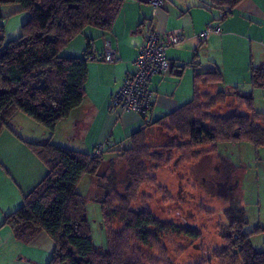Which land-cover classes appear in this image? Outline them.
Segmentation results:
<instances>
[{"label":"trees","instance_id":"1","mask_svg":"<svg viewBox=\"0 0 264 264\" xmlns=\"http://www.w3.org/2000/svg\"><path fill=\"white\" fill-rule=\"evenodd\" d=\"M124 1L0 0V8L15 4L19 11L28 14L19 37L5 42L4 15L0 11V133L10 128L14 114L21 112L44 126L51 136L56 125L82 104L87 64L95 56L89 50L91 43L81 57H64L61 51L86 27L109 31ZM241 1L208 0L201 5L217 12L210 21L219 26ZM223 80L222 71L216 66L195 68L191 100L154 121H147L116 145L125 168L124 192L117 190L112 175L100 177L98 171L103 157L94 158L91 150L70 149L50 139L25 141L45 164L47 172L23 195L22 205L5 216L3 224L10 226L17 238L25 240L38 232L46 233L54 245L47 264H143L131 252V245L138 246L141 252V248L149 251L161 246L159 237L169 231L200 238L198 231L162 222L148 210H129L123 203H127V196L137 195L147 174L143 162L149 156L144 147L146 127L165 126L180 138H188L193 146L212 143L215 150L222 142H243L255 149L264 147V112L256 109L253 93H242V86L215 93L207 89ZM248 83L253 89H264V64L250 65ZM230 96L235 109L222 117H211L208 111L218 103L227 102ZM106 145L103 142L104 153L113 147ZM218 153V160L225 167L230 166ZM85 175L97 177L101 184L106 181L103 187L106 195L98 200L106 248L94 245L86 199L77 192ZM225 215L230 225L223 233L228 242L223 253L231 258L232 264H264V248L255 249L252 244L253 235L264 233V226L246 230V212L236 201L229 203ZM115 219L123 223V228L107 229ZM126 231H130L129 236L125 235Z\"/></svg>","mask_w":264,"mask_h":264},{"label":"crops","instance_id":"2","mask_svg":"<svg viewBox=\"0 0 264 264\" xmlns=\"http://www.w3.org/2000/svg\"><path fill=\"white\" fill-rule=\"evenodd\" d=\"M203 1L208 0H164L163 6L153 11L149 0H125L109 31L86 27L65 46L62 56L81 57L90 41L89 50L99 56L104 52L105 39L110 38L117 57L114 62L88 61L82 104L69 114L75 115L74 130L79 138L75 150L89 152L99 142L116 148L147 121H154L191 100L195 68L216 66L223 70L224 77L229 74L227 87L242 86L247 93H253L256 109L264 112V89L260 88L261 93L256 95V89L248 83L250 65L264 64V0H242L231 16L221 21V32L211 33L206 41L200 42L198 33L217 14L202 7ZM4 7L0 8L2 15L6 12ZM15 10L13 6L9 14ZM19 15L18 25L26 20L25 15ZM3 29L5 36L4 25ZM152 29L159 32L177 29L183 38L167 51L171 70L150 80L153 94L148 116L140 118L131 112L111 110L112 95L135 72L138 48ZM24 121L28 129L34 123L17 112L10 128L0 133V264H47L54 247L42 231L25 240L17 238L12 228L3 224L5 216L22 205L23 195L47 172L45 164L25 141L51 140L52 136L48 134L42 139L35 134L28 136ZM17 126L26 129L24 134ZM152 126L147 128L148 132L153 131L155 125Z\"/></svg>","mask_w":264,"mask_h":264},{"label":"rangeland","instance_id":"3","mask_svg":"<svg viewBox=\"0 0 264 264\" xmlns=\"http://www.w3.org/2000/svg\"><path fill=\"white\" fill-rule=\"evenodd\" d=\"M3 6L6 11H3L2 19L6 29L4 41L8 42L21 34L22 24L18 25L19 14L25 15L26 19L28 14L26 11H19L15 4ZM13 6L17 10L9 14ZM228 75L223 76V82L207 89H213L212 93L219 90L227 91V88L229 90L230 86H227L230 82L228 78L226 79ZM241 91L247 93L245 88ZM255 92L256 95L257 92L261 93L260 89H256ZM234 109L235 104L230 96L227 102L216 104L208 113L211 117H222ZM71 116L56 125L51 141L76 149L79 147L77 144L79 138L74 130L75 115ZM33 122L28 129L24 121L28 136L35 134L40 139L46 137L47 129ZM205 124L211 127L207 122ZM26 129H19V132L24 134ZM145 132L144 147L147 148L145 152L149 156L144 158L143 162L147 174L137 190V195L127 196V203L123 205L136 212L148 210L162 222H171L178 227L198 231L202 236L194 239L183 233L169 231L159 237L161 246L149 251L141 248V252L138 246L131 245V252L143 264H232L231 258L223 253L228 243L223 233L230 225L225 215L229 203L236 201L244 208L248 218L246 230L264 226V147L255 149L243 142H222L215 150L212 143L193 146L188 138H180L165 126L155 125L152 132H148L146 127ZM187 143L188 145H185ZM111 148L110 151L105 153L102 151L94 156L103 157L98 174L102 178L112 175L113 181L116 179L117 190L124 192L127 182L124 163L118 156L120 149ZM218 152L228 160L230 166L225 167L218 160L216 157ZM221 182L227 183V195L224 192L227 188L218 186ZM105 184H101L97 177L85 175L77 186V192L86 199L94 245L103 248L107 247V241L105 229L101 227L98 200L106 195L103 188ZM106 228L119 230L123 228V223L115 219L111 226ZM125 235L129 236L130 231H126ZM252 244L255 249L264 248V233L253 235ZM218 253L221 255L217 256Z\"/></svg>","mask_w":264,"mask_h":264},{"label":"built area","instance_id":"4","mask_svg":"<svg viewBox=\"0 0 264 264\" xmlns=\"http://www.w3.org/2000/svg\"><path fill=\"white\" fill-rule=\"evenodd\" d=\"M149 1L153 11L164 4V0ZM214 32L219 33L220 27L214 21H210L198 33L197 38L199 41H204ZM182 38L183 34L177 29L165 32L152 29L147 32L134 60L136 70L124 79L120 89L112 95L111 110L131 112L140 118L148 116L153 94L150 88V80L155 75L169 72L170 63L167 51L170 47L180 43ZM96 59L104 62H114L117 59L116 50L110 38L105 39L104 52L99 56L95 55L94 60ZM102 150L103 142H99L91 150V155L94 157L96 153L99 154Z\"/></svg>","mask_w":264,"mask_h":264},{"label":"water","instance_id":"5","mask_svg":"<svg viewBox=\"0 0 264 264\" xmlns=\"http://www.w3.org/2000/svg\"><path fill=\"white\" fill-rule=\"evenodd\" d=\"M227 90H228V88H227ZM220 185H222L223 186V188L224 189H226L228 186H227V183L226 182H221L218 186H220ZM221 186V187H222ZM225 192V194L227 195V193H228V188L226 189V191H224ZM222 192H220V194H221ZM224 194V193H223Z\"/></svg>","mask_w":264,"mask_h":264}]
</instances>
